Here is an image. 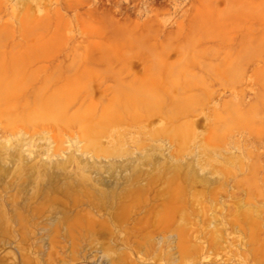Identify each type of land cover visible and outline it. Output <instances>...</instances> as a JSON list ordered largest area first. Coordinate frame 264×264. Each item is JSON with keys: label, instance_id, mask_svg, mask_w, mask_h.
Wrapping results in <instances>:
<instances>
[{"label": "rangeland", "instance_id": "374dc122", "mask_svg": "<svg viewBox=\"0 0 264 264\" xmlns=\"http://www.w3.org/2000/svg\"><path fill=\"white\" fill-rule=\"evenodd\" d=\"M0 264H264V0H0Z\"/></svg>", "mask_w": 264, "mask_h": 264}]
</instances>
